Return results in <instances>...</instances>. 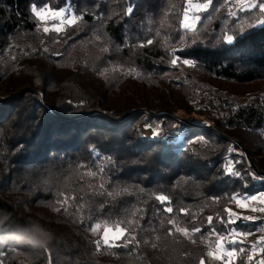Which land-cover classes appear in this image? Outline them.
I'll use <instances>...</instances> for the list:
<instances>
[{
	"label": "trees",
	"instance_id": "trees-1",
	"mask_svg": "<svg viewBox=\"0 0 264 264\" xmlns=\"http://www.w3.org/2000/svg\"><path fill=\"white\" fill-rule=\"evenodd\" d=\"M227 1L185 30L187 0H0V264H200L221 237L264 264L227 237L264 226L228 209L264 190V0ZM194 107L213 129L161 140ZM118 227L135 240L105 244Z\"/></svg>",
	"mask_w": 264,
	"mask_h": 264
},
{
	"label": "rangeland",
	"instance_id": "rangeland-1",
	"mask_svg": "<svg viewBox=\"0 0 264 264\" xmlns=\"http://www.w3.org/2000/svg\"><path fill=\"white\" fill-rule=\"evenodd\" d=\"M205 2H201V3H195L194 1L191 0V2L189 3V0H187L186 3V7L185 10L183 12V15L181 16L182 20H181V28L188 30V29H194L197 21L199 19H196V17H199L201 15V13L205 10V8H198V5H204ZM36 11L42 13L40 17V20L44 21V22H49L50 20H53V24L55 27L58 28H62L63 25H61L60 22H62L63 24H69L71 25L72 23H74L73 20H71L69 18V16L67 15V13H63V11H55L51 10V9H43ZM207 10V9H206ZM53 13H56L55 17L53 16ZM63 13V14H62ZM185 17H187V23L191 25L190 28H185L184 27V23H185ZM56 20V21H55ZM77 23V21H76ZM57 26H56V25ZM198 108L194 107L190 113H186L184 110H182V113H177L179 111H177L176 113H174L173 118L175 119H180V126H175L172 128V130H168L165 129L162 132V136H161V140H167V142H173V141H179V139H181L180 134H182L181 129L182 128H186V127H192L189 123H194L196 124V128H210L209 126H213L212 121L210 120V118L207 115H201L198 114L197 111ZM193 111H196V114H191ZM183 114L185 115H190V116H198L202 119H198V120H191V119H187ZM201 126V127H199ZM146 126H143L140 124V130L142 131L144 137L151 139L149 136L146 135V133L144 132V130H142L143 128H145ZM182 127V128H181ZM163 128V126H162ZM150 130V129H149ZM152 132V130H151ZM152 134V138H154L153 136V132ZM244 156V154H243ZM245 157V156H244ZM251 164V163H250ZM249 164V165H250ZM253 197H255V199H253ZM232 217L234 218V220H236L239 216H244V217H250L251 219H261L264 218V190L261 192H258L256 194L250 195V196H246V197H241V196H236L235 198V203L230 205V207H228ZM248 219V220H251ZM262 228H264V226H262ZM256 229L252 230V232H250L249 234H243L240 232H236L233 231L229 236V239H233V240H237L238 238L247 244H253L256 248V250H261L259 248L256 247V245L253 243V241L257 238L256 236ZM117 229H112V231L108 232V243H114V240L116 239V234H117ZM105 232H103V237H104ZM103 240V239H102ZM209 253H213V255H209ZM234 257V251H232L231 249H228V247L226 245H224V242L220 239L218 244L216 245L215 248H211V249H207L206 250V256L203 260V264H211L213 260H219L221 261V264H229L230 260Z\"/></svg>",
	"mask_w": 264,
	"mask_h": 264
},
{
	"label": "snow or ice",
	"instance_id": "snow-or-ice-1",
	"mask_svg": "<svg viewBox=\"0 0 264 264\" xmlns=\"http://www.w3.org/2000/svg\"><path fill=\"white\" fill-rule=\"evenodd\" d=\"M190 2H191V0H189V3H190ZM212 2H213V0H207V2H206L204 5H198L197 7H198V8H201V7H202V8L207 9L208 6L212 4ZM261 7L264 8V4H262ZM131 11H132V9L129 8V9H128V13L130 14ZM36 15H37V16H41L42 13L37 12ZM55 15H56V13H53V16H54V17H55ZM196 19H199V17H196ZM184 27H185V28H190V27H191V25L187 23V17H185ZM56 30L59 31L60 29H56ZM44 31H45V32H48L49 29H48V28H45ZM229 39H231V37H229ZM147 43H148V44H151L152 41L149 40V41H147ZM171 63H172L173 65H175V64L177 63V59H175V58L172 59ZM184 63H188V62H187V61H184ZM234 174L237 175V176L240 175L239 173H234ZM66 199H67V198H66ZM157 199L160 200L161 202H166V201H167V197H165V196H159V197H157ZM253 199H255V197H253ZM165 210H166L168 213H171V212L173 211V209H172L171 207H167ZM207 219H208L209 222H211V220H212L213 218H212V217H208ZM229 219H232V217H229ZM243 219H251V218H250V217H244ZM170 223H171V221H170ZM99 227H100V225H96L95 228H93V229H91V230H92V231H95V230L98 229ZM110 231H112V229H106V230H105V234H104V237H103V242H104L105 244L108 243V232H110ZM177 231H182L185 235H187L189 230H188V229H177ZM197 231H200V229H199V228H194V229H192V232H197ZM213 232H214V230H213ZM123 236H126V237H127V239H126V245H125V246H127V243H128V242H131L132 240H135V237H134V236H127V230H126L125 228H119V227H118V231H117V234H116V238L119 239V238H121V237H123ZM219 239H223V238L221 237V238H219ZM95 243H96L97 247L100 246V241H96ZM241 251H243V249H241ZM209 255H213V253H209ZM200 264H203V261H202V260H201Z\"/></svg>",
	"mask_w": 264,
	"mask_h": 264
},
{
	"label": "built area",
	"instance_id": "built-area-1",
	"mask_svg": "<svg viewBox=\"0 0 264 264\" xmlns=\"http://www.w3.org/2000/svg\"><path fill=\"white\" fill-rule=\"evenodd\" d=\"M256 0H228L227 3L224 5V8L226 9H231V10H236L239 6H242V4H247V6H253L256 4ZM71 20H73L74 22H76L78 20V18L76 17H69ZM62 26V28L67 27V24H63L62 22H60ZM250 164V163H249ZM249 167V170L251 172V176H252V180L254 182H260V183H264V174H258L254 171V169L252 167H250V165H247ZM256 236L257 238L253 241V243L256 245L257 248L261 249L264 247V228H262V226H257L256 227Z\"/></svg>",
	"mask_w": 264,
	"mask_h": 264
},
{
	"label": "water",
	"instance_id": "water-1",
	"mask_svg": "<svg viewBox=\"0 0 264 264\" xmlns=\"http://www.w3.org/2000/svg\"><path fill=\"white\" fill-rule=\"evenodd\" d=\"M191 126H196V124H194V123H189ZM197 127V126H196ZM199 127H201V126H199ZM208 127V126H207ZM211 129H213V127L212 126H209ZM235 144L236 145H238V147H239V149L240 150H242V152L244 153L245 152V150H244V147L239 143V141H237V140H235ZM244 156L246 157V154L244 153ZM251 165V167H253V165H252V163L250 164ZM254 168V167H253Z\"/></svg>",
	"mask_w": 264,
	"mask_h": 264
},
{
	"label": "bare ground",
	"instance_id": "bare-ground-1",
	"mask_svg": "<svg viewBox=\"0 0 264 264\" xmlns=\"http://www.w3.org/2000/svg\"><path fill=\"white\" fill-rule=\"evenodd\" d=\"M198 126V125H197Z\"/></svg>",
	"mask_w": 264,
	"mask_h": 264
}]
</instances>
